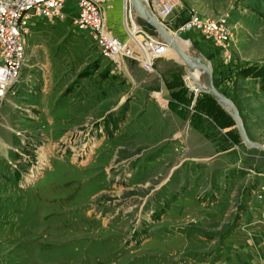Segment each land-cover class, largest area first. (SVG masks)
<instances>
[{"label": "rangeland", "instance_id": "rangeland-1", "mask_svg": "<svg viewBox=\"0 0 264 264\" xmlns=\"http://www.w3.org/2000/svg\"><path fill=\"white\" fill-rule=\"evenodd\" d=\"M147 1L206 55L250 138L264 143V0ZM121 6L115 32L125 31ZM76 13L70 1L64 18L32 29L20 78L0 101V177L19 186L5 199L17 249L6 263H216L246 211L264 217V151L193 90L183 62L163 54L152 68L117 65L75 28ZM196 13L228 15L226 54L178 31Z\"/></svg>", "mask_w": 264, "mask_h": 264}, {"label": "built area", "instance_id": "built-area-1", "mask_svg": "<svg viewBox=\"0 0 264 264\" xmlns=\"http://www.w3.org/2000/svg\"><path fill=\"white\" fill-rule=\"evenodd\" d=\"M70 1L77 7L73 18L75 28L88 35L111 62L120 65L124 58H134L141 60L144 67L152 68L154 61L164 54L167 45L158 34L151 36L144 25L139 24L136 13L135 24L132 19L135 11L126 1L127 24L122 36L115 33L107 19V11L115 7L116 0H0V101L20 78L32 29L42 19L64 18ZM186 30L202 33L227 53L231 35L228 15L213 18L192 14L178 28V31ZM139 36H143L142 41H135ZM255 264H264V258Z\"/></svg>", "mask_w": 264, "mask_h": 264}, {"label": "crops", "instance_id": "crops-1", "mask_svg": "<svg viewBox=\"0 0 264 264\" xmlns=\"http://www.w3.org/2000/svg\"><path fill=\"white\" fill-rule=\"evenodd\" d=\"M119 1L122 4V1ZM110 11L112 13L108 17ZM113 15H115L113 9L107 11L108 23L111 25L114 21ZM123 32L116 31L115 33L125 34L124 30ZM174 34L177 35L178 40L183 45L187 43L193 44L192 39H184L178 33ZM1 179L0 177V264H7L8 259L15 257L17 249H15L16 244L13 245L10 242L15 235L7 233L11 231L10 228L13 226V223L9 218L4 216L7 201L5 199L9 197L7 196L9 193L19 192L17 191L19 186L15 183H5ZM250 213V211H246L243 214L242 221H240L241 227H238L233 235L226 240L222 255L213 264H255L264 258V217L252 220L255 217L250 218Z\"/></svg>", "mask_w": 264, "mask_h": 264}, {"label": "water", "instance_id": "water-1", "mask_svg": "<svg viewBox=\"0 0 264 264\" xmlns=\"http://www.w3.org/2000/svg\"><path fill=\"white\" fill-rule=\"evenodd\" d=\"M130 3L137 16L151 25L163 42L176 52L188 71L196 68L201 69L203 85L201 86L197 83L200 91L212 95L234 118L244 144L249 148H256L260 151H264V143L250 138L240 110L234 100L216 86L214 82V71L210 61L201 52L197 51L192 55L185 52L184 48H182L180 43L171 34L166 25L157 17L147 1L130 0Z\"/></svg>", "mask_w": 264, "mask_h": 264}, {"label": "bare ground", "instance_id": "bare-ground-1", "mask_svg": "<svg viewBox=\"0 0 264 264\" xmlns=\"http://www.w3.org/2000/svg\"><path fill=\"white\" fill-rule=\"evenodd\" d=\"M125 1L128 2V5H129V0H122V8H121L120 13L122 15L121 21L123 23V26L127 24V23H125V18L127 17V12L125 10ZM145 1H147V0H145ZM134 15H135V12H134ZM132 19L134 20V22L136 24V18L135 19L132 18ZM170 32L175 37V39L180 43V45L182 46V48H184L185 52H187L189 55H192L193 53L197 52V51H193L192 52V51L189 50L190 47H191V45H192L191 43H187L186 45H183V43L180 40H178L177 36L174 33H172V31H170ZM140 38H142V36H139L135 41H138V40L141 41ZM163 52H164V55H173L177 60H179L180 62H182L181 59L179 58V56L176 54V52L170 46L167 45V47L164 48V51ZM188 73L189 74L186 77L188 84L193 88L194 91L198 92L200 90V88H199V85L197 83H199L201 86L203 85V79H202V75H201V69H199V68L197 69L196 68V69H193L191 71H188ZM155 95L158 97L159 101L164 102L163 101V95H162L161 92H157V93H155Z\"/></svg>", "mask_w": 264, "mask_h": 264}]
</instances>
